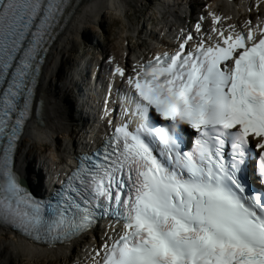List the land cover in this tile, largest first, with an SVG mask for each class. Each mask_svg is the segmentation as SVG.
Returning a JSON list of instances; mask_svg holds the SVG:
<instances>
[{
    "label": "snow or ice",
    "instance_id": "obj_1",
    "mask_svg": "<svg viewBox=\"0 0 264 264\" xmlns=\"http://www.w3.org/2000/svg\"><path fill=\"white\" fill-rule=\"evenodd\" d=\"M65 7L0 0V226L54 246L111 215L124 230L95 264H264V191L250 194L252 176L264 183V26L258 38L251 27L247 37L221 31L192 50L189 34L141 64L128 81L138 99L126 97L137 126H116L103 153L84 157L55 202H42L22 186L14 156ZM181 124L198 133L194 152L181 149ZM157 142L166 160L154 155Z\"/></svg>",
    "mask_w": 264,
    "mask_h": 264
},
{
    "label": "bare ground",
    "instance_id": "obj_2",
    "mask_svg": "<svg viewBox=\"0 0 264 264\" xmlns=\"http://www.w3.org/2000/svg\"><path fill=\"white\" fill-rule=\"evenodd\" d=\"M143 1L148 0H80L75 5L64 29L50 46L43 64L37 87V96L42 101L41 113L29 122L19 142L15 164L22 178H30L37 183L39 179L37 171L40 164L49 169L65 171L70 156L80 144L78 133L74 130L77 122H81L82 119L78 116L80 114L76 110L72 92L73 87L76 86L74 78L79 75L78 79L82 80L85 76V60L81 61L79 68L73 69V73L66 74L67 65L73 59L69 55L76 49L78 38L81 35L83 38L89 37V30L97 26L109 14L121 13L130 24L131 20L126 13L127 7L131 6V2L142 3ZM187 1L189 0H172V8L164 11L167 14L164 21H159L146 32H143L144 25L133 27V33H140L142 37L151 38L153 42L148 43L145 49H142L144 46L141 43V49L134 52L130 46L124 47L120 63L124 65L125 61V66L131 68L137 61L142 60L145 53H161V50L175 43H181L185 36L182 32L186 29L192 33L194 39L202 37L203 34L206 35L209 32L207 25L212 23L213 16L220 17V20L216 22V26L220 29L228 27L225 33L233 27L243 25L245 18L242 17L241 10L249 8L250 4L258 5L261 16H264V0H207V5L195 10L198 16L195 19L192 7L187 5ZM188 12L189 18L194 19L192 28L187 27L190 25L186 15ZM153 23L156 22L153 21ZM195 23L200 25L199 32L196 30ZM142 37L137 35L138 39ZM127 59L130 61L128 62ZM97 62L101 63L98 60ZM40 120H43L44 127L40 126ZM52 145L55 146L54 149ZM107 234L108 231H104L100 238L93 240H88L82 235L65 244L42 246L12 234L7 228L0 226V264H14L13 260L18 256L33 260L24 264H38L36 262L46 261V258L54 259L51 262L49 260L51 264H82L88 252L95 251L98 246L96 243L105 239ZM81 239L87 240L78 249L76 244ZM74 251H77L75 259L73 262H68L70 254Z\"/></svg>",
    "mask_w": 264,
    "mask_h": 264
},
{
    "label": "rangeland",
    "instance_id": "obj_3",
    "mask_svg": "<svg viewBox=\"0 0 264 264\" xmlns=\"http://www.w3.org/2000/svg\"><path fill=\"white\" fill-rule=\"evenodd\" d=\"M205 1L207 2V0H189L187 1V5H190L192 7V11L193 10L195 11L197 9L202 8L201 4H204ZM153 4H154L153 0L143 1L142 3L131 2V6L127 7L126 9V13H128V16L131 20L130 24L127 18L125 19L123 17V14L121 13H114L105 16L97 26H93L92 29L89 30L90 32L89 37L83 38V36L81 35V37L78 38L79 40H77L76 42V49L70 52L71 55L69 56L72 58L83 59L84 57L87 56V54L92 55L93 51L101 49V51L104 53H110V52L114 53L115 56L117 55V59L120 60L121 55L123 54L122 49L124 47L130 46V48L133 49V52L141 49V43L144 47H147L148 43L153 42L152 39L142 37L143 35L140 33L139 34H137L136 32L133 33L132 30L133 27L135 28L139 25H144L143 32H146V30L148 29V28L145 29V27L147 26V22L145 21L146 15L148 14L149 7H151L150 5ZM153 10L154 9L151 7V12H153ZM154 16H155V21L158 22L161 20V17H165L167 16V14H163L162 16L159 13H155ZM137 35H139V37L142 38L138 39ZM80 50H81V55H78V53H80ZM95 58L96 57H93V59ZM67 70L68 69H66V71ZM74 257L75 255L72 256V259H68V262H70L69 260H73ZM49 260L50 262L54 261V259L46 258V261L40 260L39 262L36 263L51 264L49 263ZM13 261L14 264H24L25 262H30L33 260L24 259L21 258V256L20 257L18 256L14 258Z\"/></svg>",
    "mask_w": 264,
    "mask_h": 264
}]
</instances>
